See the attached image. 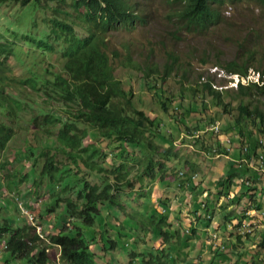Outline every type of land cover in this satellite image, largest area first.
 Returning a JSON list of instances; mask_svg holds the SVG:
<instances>
[{
    "label": "trees",
    "instance_id": "1",
    "mask_svg": "<svg viewBox=\"0 0 264 264\" xmlns=\"http://www.w3.org/2000/svg\"><path fill=\"white\" fill-rule=\"evenodd\" d=\"M177 1L184 27L196 33H207L220 23L219 9L225 3L253 4L259 20L264 22V0ZM125 4L126 0H0V9L13 11L11 17L4 19L6 28L0 31V153L16 135V128L27 131L23 146L15 152V155L22 153L21 163L16 157L11 162L8 159L0 162V168L10 170L7 177L1 178L0 189L6 185L13 194L25 187L28 195L44 193L48 196L47 203L52 201L40 217L32 213L31 219L20 223L10 217L7 209V204L11 206L10 202L15 201L12 195L0 196V244H5L0 264L49 263L47 246L34 233L36 226H40L46 235L48 230H55L49 235V242L59 246L62 264H98L99 254L115 249L126 251L131 258L138 257V264L190 262V238L171 222L170 205L175 196L165 194L160 197L157 206L162 212L157 211V206L148 208V216L141 214L146 219L143 224L127 213V205L124 206L120 199L122 192L133 198L139 193L135 185L139 184V191H143L146 181L165 183L166 173L181 192L193 187L196 170L192 163L186 161L182 165L183 173L174 166L180 160L178 153L172 150L178 138H175L176 134L185 141L193 138L194 145L199 144L206 153L214 155L223 153L220 151V136L229 131L226 139L229 146L240 147L249 160L256 158L257 161L258 149L264 148V110L250 102L264 97V84L239 85L234 91L233 100L238 101L234 110L230 103L224 104L222 100L228 90L216 91L209 82L192 88L182 76L179 90L172 93L165 87L169 70L177 64V59L171 58L172 64H168L163 74L152 75L148 68L143 70L141 79L142 88L152 95V102L161 114L152 115L142 100L141 107L135 104L131 84L115 75V62L107 53L105 41L109 31L126 29L137 19ZM215 4L216 8L213 7ZM68 10L75 14L77 25L85 33L83 36L74 29L75 22L68 20L71 16ZM260 31L255 28L248 32L238 43L240 55L220 64L227 73L246 76L253 68L260 77L264 76V68L252 64L260 59L258 50L253 47L259 43ZM23 46L41 57L57 55L59 66L45 64L41 59L29 66L26 78L15 79L8 62L9 58L18 57L17 49ZM205 100L212 102L216 112L224 118V121H218L217 132L213 129L215 125L211 126L206 119L201 120L208 111ZM163 114L179 116L175 119V134L166 135L161 130ZM213 122L210 119V123ZM205 135L209 136L206 138ZM207 139L209 145L204 142ZM96 141L108 150L116 149V153L105 155L104 148L96 145ZM108 156H112L110 162ZM14 162L18 164L16 169L12 165ZM132 162H137L139 171L134 178H129V163ZM188 168L192 170L190 174H186ZM235 177L232 174L218 180V197L229 195ZM246 181L243 186L247 192L242 195L258 189L255 181H248V186L244 184ZM202 202L207 205L205 200ZM55 209L58 212L52 224L39 221L44 215L53 214ZM104 210L108 213V221H111L109 212L115 211L130 217L135 224L124 218L120 228L106 225ZM98 218L97 227L103 228L101 246L92 249L81 227L96 226ZM200 218L198 216V222ZM176 219L180 221V217ZM206 221L208 227L211 220ZM139 225L144 227L142 235L151 234L164 248L156 249L155 254L148 249L140 253L133 251L134 247L127 250L126 240L133 239L131 235L138 232ZM239 226L240 223L234 227L238 229ZM187 231L193 236L196 234L192 223ZM138 237L141 236L138 234ZM248 237L238 235L235 241L242 246ZM91 241L96 242L95 236ZM236 249V245L229 243L227 252L233 253ZM257 250L260 253L253 256L256 264L260 260V264H264V229L258 234ZM183 251L184 259L180 262L177 254ZM253 257L249 256V259ZM253 263L254 260L247 264Z\"/></svg>",
    "mask_w": 264,
    "mask_h": 264
},
{
    "label": "rangeland",
    "instance_id": "2",
    "mask_svg": "<svg viewBox=\"0 0 264 264\" xmlns=\"http://www.w3.org/2000/svg\"><path fill=\"white\" fill-rule=\"evenodd\" d=\"M128 5L130 6V11H134V16L140 17L141 20L138 19L134 27L109 31L105 35L106 47L108 48L107 53L109 54L113 62H115L116 77L126 84H131L132 91L136 97L135 104L138 107H141L140 100H142L145 109L152 113V115L161 114V110L152 102V95L148 93L146 89L142 88L141 79L143 76V70L150 68L152 70V75H161L166 70L168 64H172L171 58H176L177 64L168 72V78L165 83L166 89L170 90L172 93H176L180 88L179 81L182 76H185L187 78L188 82L186 84H191L192 88H197L200 83L203 82L201 81V79H207V75H209L208 69L210 67L218 66L219 68H222L220 64L235 60L236 57L240 55V49L238 45L240 39H242L248 32L257 28L261 29V38L258 41L259 43L253 45V47L258 50L259 55L257 57H260V59L252 62V64L259 69L264 68V22L259 20L258 11L255 9L253 4L225 3L221 5L219 14L222 20L220 21V23L212 26L207 33H196L193 30L184 27L183 22L181 21L179 16L181 6L177 0H131L130 2H128ZM68 11L71 13V16H69L68 20H73V22H75L73 25L74 29L79 35L83 36L85 33L77 25L78 21L75 18V14L71 10ZM12 14L13 11L5 12L4 9H0V31H3L6 28L4 19L7 17H11ZM19 44L23 45L22 42H20ZM17 55V58H9L8 62V66L12 70V74L15 79L26 78L28 76L27 70L29 66L41 59L44 60L45 64H51L55 67L59 66L57 55L46 54L45 56L41 57L38 53L27 50L25 46H23L21 49H17ZM203 61L206 62L205 65L202 64ZM251 70L253 71V68ZM200 76L201 79H199ZM216 83L222 84L223 82L220 81ZM234 91L235 90H228L227 95H223L222 99L224 104L230 103L233 110L238 105V101L236 99L233 100ZM250 102L253 106L258 105L262 110H264V97H259L258 101L256 99ZM198 103H200V99H198ZM205 105L207 106L208 111L206 112V116L202 117L201 120L206 119L211 126H216L217 124H219L218 121L221 119H223L224 121L222 115L219 112H216V107L213 106L212 102H210L209 100H205ZM178 117L179 116L175 118L168 117L165 114L162 115L163 124L160 126V128L166 133V135L175 134V119H177ZM210 119H213L214 122L210 123ZM191 122L193 123V120H191ZM210 125H208V128H211ZM16 129V135L7 144L6 149L0 153V162H3L5 159H8L9 162H11L13 160V157H16L20 163L21 160H23L22 153H18L17 155H15V152L17 151V149L23 146L22 140L24 138L27 139V131L24 128ZM175 136V138H178L175 139L172 150L175 151V153H178L180 160L175 163L174 166L177 168V170L183 173L184 170L182 168V165L186 161L192 163L196 170V173L194 174L195 183L193 185L197 188V185L203 182L206 174L209 171L211 162L210 156L213 157V154L206 153L204 148L202 149L199 144L197 146L194 145L193 138L187 139L185 141L182 136L177 134ZM205 136L207 138L209 135ZM87 142L89 143L88 140ZM204 142H206L207 145L210 144L209 139ZM96 145H100L102 146V148H104L103 151L105 155L116 153V149L108 150L104 145L97 143V141ZM262 151L264 152V148L260 147L257 153ZM111 158L112 156H108L107 161L110 162ZM221 160H224V158H219L218 162H220ZM136 163L137 162L129 163V170L131 171L129 178H134L136 174H138L139 170ZM12 165H15L14 169H16L18 164L14 162L12 163ZM262 169H264V165ZM9 171L10 170H7L6 168H0V180L1 178L7 177ZM191 172V168H188L186 170V174H190ZM168 175V173L165 174V178H167V180L165 181L166 185L165 183H148L146 181L143 183V191H139V184L135 185L136 181H134L133 184L135 185V190L139 193H135V196L133 198L126 196V192H122L120 198L122 204L124 206L127 205V213L132 215L134 219H137L138 223H146V219L143 218L141 214H145L148 216L150 212L148 208L157 206V201L160 197L165 194L173 195L176 197L179 194L183 193L181 192L182 190L177 188L176 183L172 182L171 178H168ZM2 181L5 183L4 179H2ZM27 191L28 188L24 187L11 194L6 185H2V188L0 189V196H5L6 194L7 196L12 195V197H14V200H16L14 202H10L11 206H8L7 204V209L9 210L10 217L17 219V221L20 223L24 221V219L21 217L23 216L22 214L25 213L24 206H26V208L32 209V211L35 213V216L37 215L40 217V214H43V210L45 209V207H49L52 204V201L50 203H47L48 196L44 193H41L38 196H31L28 195ZM191 191L185 192L191 193ZM206 194L207 195L206 197H204V200L212 203L215 208V210L213 211V218L216 219L218 214L221 215L220 212L224 211L222 210V208L224 207V205L226 206V211H224L225 213H222V215L226 214V217H219L220 221L218 227H220L225 222L224 219L227 218V212H229L227 211V208L229 207L228 200L221 201V206L217 207V204L219 202L216 203L215 200L209 198L211 195L214 196V194H210V196L208 193ZM192 205L194 207L196 206L195 203H192ZM235 205H232V209H234L230 212L231 215L234 216L238 214L237 204ZM20 207H22L23 209L20 210ZM170 208H172V205H170ZM157 209L159 210V212H161V209L158 206ZM18 210H20L21 214ZM173 210L174 212H178L179 207L175 209L174 206ZM181 210L182 212L184 211L183 214H189L188 210H191V207L190 209ZM104 211L106 212V210ZM57 212L58 210L55 209L53 214L44 215L42 218H39V221L45 225L46 223L52 224L54 221L53 218L55 217V214ZM105 212L103 214L107 218V220L104 216L103 220L107 224L109 222V217L108 213ZM109 213L113 216L111 217L112 227L120 228L124 218H127L126 220L135 224L134 220H132L130 217L124 216L123 214L115 213V211H111ZM205 213L206 211L203 214ZM179 217V224L175 225L177 223V220H175L174 223L173 221L171 222L174 224L175 228H182L184 232L185 229L183 226H185L184 224L186 223V219H189V221L191 219L187 216ZM197 218L198 216L195 215V219L193 221L198 222ZM96 221L97 223L95 227H81L86 240H90L91 237L95 235L96 239L99 240V235L103 228L99 229L97 227L100 219L98 218ZM138 229L139 230L137 233L134 232L133 235H131L133 236V239H125L126 243L128 242V246H125L127 250H130L131 247H134L135 252L137 253L143 251L145 252L148 249L151 250L153 254H155L157 251L156 249L161 250L162 248H164V246L161 244V241L156 240V238L151 234L147 236H145V234L142 235L141 232L144 231V227L142 228L139 225ZM45 230H48L47 227H45ZM128 230L130 231V229ZM256 230L259 231L258 228H253L251 236L256 233ZM48 232L49 235L55 233L54 229H52L51 231L48 230ZM135 233L137 234V236H135ZM138 234L139 236H141L140 238L138 237ZM230 234L233 235L230 236ZM236 235V231L229 234H227L226 232L221 233V242L224 246H226V249L224 253H221V255L218 256V258H226L225 261L228 262H230L231 259L230 264H247L252 260H254L256 264V259H249V256L253 257L256 252H259L257 250L258 241L255 239V241L244 239L245 241L243 242V245L240 246V244L235 241ZM187 236L191 237V235L189 234ZM110 237H112V235H110ZM229 243H233L234 245H236L237 249L235 252H227V245ZM253 244L256 245L255 248H252ZM47 246V249L50 252L49 261L52 264L53 260L56 262L55 255H57L58 251L57 248L53 246H49L48 244ZM111 252L115 253V255L111 253V255H113V257H115L116 259L115 264H118V259L123 262L128 261V257L124 256L126 254H124L123 250L115 249ZM189 252H191L189 256L191 261L185 264H193L192 252H194V247H192ZM235 253H237V256H235ZM120 254H122L124 257H119ZM1 255L2 251L0 252V257ZM177 255L180 256V258L178 256V261L182 262L184 259V251L182 252V254ZM230 255L233 259L230 258ZM243 258H247V260ZM260 259L263 258L260 257ZM103 261L104 258L100 256L97 260V263L101 264ZM198 262H200V259L198 260ZM260 262L261 260L258 261L259 264Z\"/></svg>",
    "mask_w": 264,
    "mask_h": 264
},
{
    "label": "crops",
    "instance_id": "3",
    "mask_svg": "<svg viewBox=\"0 0 264 264\" xmlns=\"http://www.w3.org/2000/svg\"><path fill=\"white\" fill-rule=\"evenodd\" d=\"M228 135H230V131L227 134L220 136V140H219V144L221 147L220 151H222L223 153L219 155H215V156L213 154V157L210 156L211 158L210 168L203 182L202 183L198 182L200 184L197 185V188L194 185L193 187L195 188L188 187L186 192L192 190L191 193H186V192L181 193L177 197H175V199L171 203L172 208L170 210L173 211V214L175 215V217L188 216L191 219H194L195 215L193 212L195 209L197 210L199 208L200 202L203 201L204 197H206L207 195L206 193H208L209 196L210 194H214V196L211 195L210 197L209 196L208 197L215 200L216 203L219 202L217 204V207L221 206V203H222L221 201L228 200L229 207L227 208V211L229 212H227V218L224 219L225 222L222 224V226L218 227V224L220 221L219 217L223 216L224 218L225 214L222 215V213L226 211L225 205L222 208V210L224 211L220 212L221 215L218 214L216 219L213 218L211 225L208 229H205V223L201 221L202 218H200L199 222L195 225L196 234L194 236L192 235L191 236L192 238L189 237L190 244L192 247H194V252H192V255H196L195 258L192 257V260L196 261L195 263H197L199 259H200V262H202V263L199 262L200 264H206V263L207 264H219V263L220 264H230L231 263V259H230V262L225 261L226 258L219 259L218 258L219 253L215 254V252H212L205 245V240L209 233L218 232L219 235H221V233L223 232H226L227 234L231 232L234 233L235 230L233 229V227L230 228L228 224H232L233 226V225H237L238 223L242 225V224H245L246 222H251L255 224L254 228H258L259 231L256 230L255 236L251 238L249 237V239H247L250 241V240L256 239L258 237L259 232L264 229V174H263L264 169H262L264 165V152L262 151V152H258L257 153L258 155L256 154L258 156L257 161H255L256 158H254L255 160L253 158L249 160L247 159V157L244 156V154H242V151H241L242 149L240 147L229 146V141H226V139L228 138ZM231 139L234 140L235 138L232 137ZM260 156L263 157L262 166L259 163ZM221 157H223L224 160H221L220 162H218V159ZM232 174H235L236 177L233 179V183H232L233 185L231 184V188L228 191L229 195L218 197L216 195V184L218 180L221 179L223 176H230ZM247 179L250 182H251V179L255 181L257 183L255 184V186L259 190L258 189L251 190L247 194L242 195L243 193L247 192V189L243 186V182L246 181ZM194 183L195 181L193 182V184ZM205 201L206 203H208V206L210 209L209 211L213 215L212 212L215 210L213 204L207 200ZM192 203H195L196 206L194 207ZM235 204H237V209H238L237 211L238 214L236 216L231 215L230 213L234 209V208L232 209V205H235ZM189 205L191 206V210H188L189 214L188 215L183 214L184 211L182 212L181 209H190ZM174 206H175V209L179 207L178 212H174L173 210ZM197 216L199 215L197 214ZM171 217H172V213H171ZM188 221L189 220L186 219V223L184 225H186ZM183 227L184 229H186V226H183ZM230 236H232V234H230ZM255 247L256 245L253 244L252 248H255ZM235 256H237V253H235ZM230 258H232L231 255H230ZM243 259L247 260V258H243ZM253 259L255 258L253 257Z\"/></svg>",
    "mask_w": 264,
    "mask_h": 264
},
{
    "label": "clouds",
    "instance_id": "4",
    "mask_svg": "<svg viewBox=\"0 0 264 264\" xmlns=\"http://www.w3.org/2000/svg\"><path fill=\"white\" fill-rule=\"evenodd\" d=\"M131 0H126V7L128 8V11L130 12V13H132L133 14V16H134V11H130V6L128 5V2H130ZM216 6H217V4H215V5H213V7H215L216 8ZM135 18H137V19H135L134 21H133V23L131 24V25H127L126 27L128 28V27H134L135 26V23L138 21V19L139 20H141V18L140 17H137V16H134ZM114 31V30H113ZM213 67H217V68H219L218 66H213ZM211 68V67H210ZM219 69H222V70H224L223 68H219ZM224 72L226 73V74H228V75H238V74H229V73H227L225 70H224ZM250 72H255V73H258L257 71H252L251 69L248 71V73H247V75L246 76H242V75H238L239 77H244V78H246L247 76H248V74L250 73ZM208 74H209V72H208ZM259 74V73H258ZM259 79H260V82H262V81H264V76L263 77H260V75H259ZM201 81H203V83H206V82H209L210 83V85H211V87H212V85H216V86H218V87H224V86H227V80H225V79H216L215 77H212L210 74L209 75H207V79L206 80H202L201 79ZM220 81H222L223 83L222 84H217L216 82H220ZM249 83H254V82H248V84H246V85H242V84H238V86L239 85H241V86H247V85H249ZM254 84H256V83H254ZM256 85H258V84H256ZM261 85H263V84H260V85H258V86H261ZM238 86H237V88H238ZM236 88V89H237ZM212 89H214V90H216V91H220V92H223V91H225V90H236V89H234V88H223L222 90H218V89H215V88H213L212 87ZM193 181H195V176L193 175ZM14 198V197H13ZM159 200V199H158ZM16 201V200H15ZM157 203H158V201H157ZM188 204H190V203H188ZM201 204H204L203 202H201L200 203V205H199V208L196 210H194V215H199L201 218H202V222L203 223H205V229H208L209 227H210V225H211V222H212V220H213V215L210 213V209H209V206H208V204L207 205H204V208H202L201 207ZM190 206V205H189ZM206 206H207V208H206ZM191 207V206H190ZM160 208V207H159ZM21 209H23L22 207H20V210ZM24 209H25V213H23L22 215L23 216H21L25 221H26V219L27 218H29V217H31V215H32V213H34L33 211H32V209H30V208H26V206H24ZM161 209V208H160ZM171 209V208H170ZM20 210H18L19 211V213H20ZM32 212H31V211ZM157 211H159L158 209H157ZM172 211V210H171ZM193 211V210H192ZM206 211V213L205 214H203L204 212ZM161 212H162V210H161ZM193 213H191V214H193ZM213 213V212H212ZM21 214V213H20ZM35 214V213H34ZM188 215V214H187ZM172 216L173 217H171V221H173V223L175 222V220H177L176 218L178 217H175V215L173 214V211H172ZM111 217H113L112 215H111ZM188 217V216H187ZM190 218V217H189ZM191 219V218H190ZM206 219H209V220H211V222L209 223V225H208V227H207V221H206ZM189 220V219H188ZM194 219H191L190 221H188V223L185 225L186 226V229H185V231L183 232L185 235H191L188 231H187V229L189 228V224H191L192 223V227L194 228V229H196L195 228V225L198 223V222H194L193 221ZM182 221V220H181ZM104 223H106V222H104ZM107 224H109L111 227H112V224H111V221H109ZM106 224V225H107ZM177 224H179L178 223V221H177V223L175 224V225H177ZM246 224H248V225H246ZM173 226H174V224H173ZM228 226L231 228V227H233V229L236 231V236H238V235H241V236H245V235H249V237L251 238V237H254L255 236V234H253L252 236H251V234H252V231H253V228H254V226H255V224L254 223H251V222H246L245 224H242V225H240L239 226V228L238 229H236L234 226L235 225H233L232 226V224H228ZM246 226V227H245ZM95 227V226H94ZM182 229V228H181ZM241 229H250L251 230V233H244V234H239V232H240V230ZM55 231V230H54ZM183 231V230H182ZM34 233L38 236V238L40 239V241H42V242H44L45 244L47 243L49 246H53V247H55V248H57V251H58V253H57V255H55V258H56V262L53 260L52 261V264H62L61 262H60V260H59V258H60V248H59V246H57V245H52V244H50V242H49V234H44L43 232H42V237H40L36 232H35V229H34ZM102 234H101V232H100V235H99V240L98 239H96V242L95 243H93L92 241H91V239L90 240H87L90 244H91V248L92 249H96L97 247L99 248V246H101V244L99 243V241H100V236H101ZM212 235H215L216 237H217V239L216 240H213V241H211V236ZM233 235V234H232ZM96 236V235H95ZM192 236V235H191ZM248 237V238H249ZM96 238V237H95ZM220 239H221V235H219L218 234V232H212V233H209L208 234V236H207V238H206V240H205V245L212 251V252H215V254H217V253H219V255H221V253H224L225 252V249H226V246H224L223 244H222V242L220 241ZM255 240H257L258 241V237L255 239ZM97 243H99V244H97ZM258 243V242H257ZM47 244H46V246H47ZM229 245V244H228ZM228 245H227V247H228ZM97 246V247H96ZM48 247V246H47ZM0 248H1V250H0V252L1 251H3L4 249H5V244L4 243H1L0 244ZM133 251H135V248H133ZM126 251H124V254H126L125 253ZM49 250L48 249H46V254H47V256H48V258H50V255H49ZM111 253H113L114 255H115V253L114 252H105V253H101V254H99L98 255V259H99V257L101 256V257H103L104 258V261L101 263V264H115V257H113V255H109V254H111ZM137 253V252H136ZM124 257V256H126V257H128V261L127 262H123V261H120L119 259H118V264H128L129 262H132V264H138V257H136V258H131V257H129L127 254L126 255H122V254H120L119 255V257ZM97 259V260H98ZM192 262H193V264H200L199 262H197V263H195L196 261H193L192 260ZM48 264H51L50 263V261H49V263ZM207 264V263H206Z\"/></svg>",
    "mask_w": 264,
    "mask_h": 264
},
{
    "label": "built area",
    "instance_id": "5",
    "mask_svg": "<svg viewBox=\"0 0 264 264\" xmlns=\"http://www.w3.org/2000/svg\"><path fill=\"white\" fill-rule=\"evenodd\" d=\"M208 72H209V74L212 77H215L216 79H225V80H227V86L218 87L216 85H212L213 88L218 89V90H222L223 88H234V89H236L239 83L242 84V85H246V84H248V82H254V83L258 84V85L264 84V81L260 82L259 74L255 73V72H250L246 78L239 77L238 75H228V74H226L224 72V70L219 69L217 67L209 68ZM213 129L216 132L218 131V128L216 126L213 127ZM262 160H263V157L260 156L259 157V163H260L261 166H262V163H263ZM245 185L248 186V185H250V183L248 181H246ZM201 207L204 208V204H201ZM29 219H31V217H29ZM246 225H248V224H246ZM35 232L40 237L43 236L42 235V229H41L40 226H36L35 227ZM245 232L246 233H251V230L250 229H241L239 234H244ZM216 239H217V237L215 235L211 236V241L216 240Z\"/></svg>",
    "mask_w": 264,
    "mask_h": 264
}]
</instances>
